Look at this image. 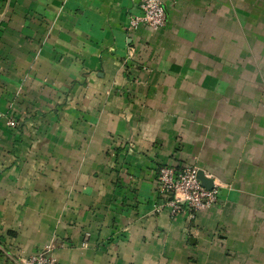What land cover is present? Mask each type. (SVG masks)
I'll return each instance as SVG.
<instances>
[{
    "label": "crops",
    "instance_id": "obj_1",
    "mask_svg": "<svg viewBox=\"0 0 264 264\" xmlns=\"http://www.w3.org/2000/svg\"><path fill=\"white\" fill-rule=\"evenodd\" d=\"M140 1L0 0V264H264V0ZM191 163L219 201L172 215Z\"/></svg>",
    "mask_w": 264,
    "mask_h": 264
},
{
    "label": "built area",
    "instance_id": "obj_2",
    "mask_svg": "<svg viewBox=\"0 0 264 264\" xmlns=\"http://www.w3.org/2000/svg\"><path fill=\"white\" fill-rule=\"evenodd\" d=\"M140 11L130 17L128 29H135L145 25L154 30L167 25L168 14L165 8V0H141ZM8 123L16 126L15 119ZM199 167L195 164H186L181 167L163 165L158 172L157 190L164 197L172 215L183 211H189L194 217L199 211L208 209L218 203L220 188L214 185L207 188L199 178ZM53 245H48L39 252L33 253L26 258H15L13 264H61L53 255Z\"/></svg>",
    "mask_w": 264,
    "mask_h": 264
},
{
    "label": "water",
    "instance_id": "obj_3",
    "mask_svg": "<svg viewBox=\"0 0 264 264\" xmlns=\"http://www.w3.org/2000/svg\"><path fill=\"white\" fill-rule=\"evenodd\" d=\"M199 178H200V171H199ZM205 186V185H204ZM214 186H207V188H213Z\"/></svg>",
    "mask_w": 264,
    "mask_h": 264
},
{
    "label": "rangeland",
    "instance_id": "obj_4",
    "mask_svg": "<svg viewBox=\"0 0 264 264\" xmlns=\"http://www.w3.org/2000/svg\"><path fill=\"white\" fill-rule=\"evenodd\" d=\"M17 126V125H16ZM200 178H202V175H200Z\"/></svg>",
    "mask_w": 264,
    "mask_h": 264
}]
</instances>
